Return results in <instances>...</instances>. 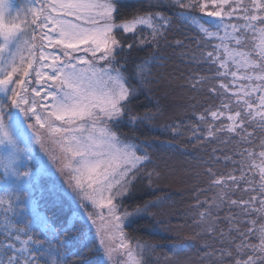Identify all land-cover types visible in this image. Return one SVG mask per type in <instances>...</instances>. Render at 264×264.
Listing matches in <instances>:
<instances>
[{
	"label": "snow or ice",
	"instance_id": "obj_1",
	"mask_svg": "<svg viewBox=\"0 0 264 264\" xmlns=\"http://www.w3.org/2000/svg\"><path fill=\"white\" fill-rule=\"evenodd\" d=\"M137 4L118 22L119 0H27L21 7L0 0V264H146V255L160 247L133 241L125 233L131 218L152 216L150 209L163 200L145 201L132 211L124 206L122 198L150 157L119 133L125 118L132 125L153 119L147 112H132L133 101L154 82L155 57L136 63L129 73L118 55L133 49L137 40L139 46L158 48L173 19L198 32V59L216 66L211 79L223 92L211 83L208 91L229 94L220 107L196 115L197 122L186 129L189 139L220 141L224 133L230 134L225 142L238 137L233 152L240 159L224 160L238 164L234 171L240 175L205 169L209 189L218 194L196 200L199 231L192 236L174 233L166 264H186L192 247L186 241L202 236L218 238L221 245H203L211 249L201 256L207 264H264V0ZM145 4L167 7L172 15L141 11ZM121 34H131L132 42ZM57 47L59 52L46 51ZM205 81L210 78L200 77L192 86ZM169 127L174 136L181 134L182 125ZM33 145L62 178L48 191L71 214L57 221L34 196L35 177L48 169L33 156ZM257 159L259 181L245 179ZM148 176L151 184L152 173ZM240 182L245 184L243 195L231 199L229 190ZM225 202L239 208V214L228 217L227 233L217 234Z\"/></svg>",
	"mask_w": 264,
	"mask_h": 264
},
{
	"label": "trees",
	"instance_id": "obj_2",
	"mask_svg": "<svg viewBox=\"0 0 264 264\" xmlns=\"http://www.w3.org/2000/svg\"><path fill=\"white\" fill-rule=\"evenodd\" d=\"M19 2L20 0H16V5ZM119 2L121 15L118 22L139 7L137 0ZM140 10L161 11L166 15H172V10L167 7L148 8L145 4ZM195 15L202 16L198 11ZM121 35H126V42H132L131 34ZM144 35H149L150 38L147 30ZM198 35L194 28L186 27L173 19L172 27L167 30L166 38L159 40L158 48L154 49L151 45L139 46L137 40V45L133 49L125 48L119 53L121 63L125 64L129 73L136 63L155 57L152 68L154 82L150 88H144L133 101L132 112L133 115L140 116L147 112L153 116V119L137 123L134 127L128 124L119 126L121 137L138 144L141 152L146 151L150 157L139 172L135 186L122 198L124 206L134 209L137 205H143L145 201H155L157 198L163 200V203L150 209L152 216L138 217L128 228L129 238L133 241L139 240L160 246L155 253L146 255V264H166L167 246L174 233L180 232L183 236H192L194 232L199 231L194 224L198 219L199 211L195 207L196 200L211 199L218 194V189L208 187V178L204 174L206 168L212 167L218 175L229 173L240 175L238 170L234 171L238 169V164L224 160L225 156H231L233 160L240 159L233 152L238 137L225 142L230 134L224 133L221 134L220 141L198 143L194 139L190 140L186 131L191 123L197 122V114L209 108L215 110L221 106L222 101L227 102L229 98V94L222 96L208 91L210 83L217 86L218 92H223V89H219L216 79H211L215 77L216 66L198 59L201 55L196 42ZM176 40H182L183 45L177 46ZM200 77H208L210 81L193 87V83ZM228 80L230 81L231 77ZM177 124L182 125L181 134L174 136L169 126ZM258 136L259 132H257ZM255 143H259V140L256 139ZM213 149H216L215 154ZM34 156L38 155L35 153ZM258 162L259 159L255 161L256 164ZM149 173H152L151 184H149ZM253 178L259 181L257 168L249 169L245 173V179ZM54 181L55 178L48 176L45 171L33 181V192L35 199L42 206V211L53 221H57L58 217H66L71 213L66 205L56 203L49 195L48 190ZM244 188L245 184L240 182L238 188L230 189V198L240 199ZM244 198L246 199L247 196ZM224 206L225 208L222 207L219 212L217 234L221 230L225 233L229 230L226 209L231 214H239V208L232 207L227 202ZM186 242L192 245L184 258L186 264H207L201 259L204 251L211 250L203 247L205 243L211 248L221 246L218 238L213 240L210 236H202ZM73 259L71 256L68 257L69 262Z\"/></svg>",
	"mask_w": 264,
	"mask_h": 264
},
{
	"label": "rangeland",
	"instance_id": "obj_3",
	"mask_svg": "<svg viewBox=\"0 0 264 264\" xmlns=\"http://www.w3.org/2000/svg\"><path fill=\"white\" fill-rule=\"evenodd\" d=\"M12 2H13V4L16 6V7H21V6H23V5H25L26 3H27V0H20V2L18 3V5H16L17 3H16V0H12ZM15 14V13H14ZM46 51L47 52H53V51H55V52H59V47H57V48H55V49H46ZM77 55H85V53H83V52H79V53H76ZM99 55V54H98ZM118 59H120V57H119V55H118ZM103 62H101V64H102ZM32 79L34 80L35 79V76H34V74H33V76H32ZM33 86H35V87H39V85H35V84H33ZM123 124H128L129 126H132V127H134V125H132L131 123H129L128 122V120H127V118H125V120L120 124V125H123ZM119 125V126H120ZM122 139H125L124 137H121ZM125 140H128V139H125ZM128 141H131V142H133L132 140H128ZM133 143H135V142H133ZM258 144V143H257ZM50 147L51 148H55V146L54 145H50ZM37 154L38 156H34V154ZM33 156L35 157V158H37V159H40V160H43V162H44V164L45 165H47V169H48V171H47V174H48V176H51V177H54L55 178V180L57 181V180H59L61 183H62V178H60V176H59V173H57L56 171H55V167L52 165V163H51V161H49V159H48V157L40 150V148H39V146L38 145H33ZM237 168H239V165H237ZM44 174V172H42L40 175H43ZM39 176V175H38ZM38 176H36L35 177V179L34 180H36L37 179V177ZM2 182H3V175H2V169H0V184H2ZM223 207L225 208V206L223 205ZM129 211H132L133 209H130V208H127ZM122 211H123V209H121ZM221 211V210H220ZM226 211H227V214H228V217L231 215V213L230 212H228V210L226 209ZM136 218H138V217H133V218H131V222L130 223H128L127 224V227L125 228V233L128 235V237H129V234H128V228L130 227V225L132 224V222L136 219Z\"/></svg>",
	"mask_w": 264,
	"mask_h": 264
}]
</instances>
